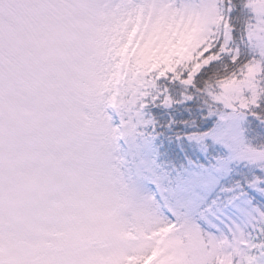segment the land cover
Instances as JSON below:
<instances>
[{
  "label": "snow or ice",
  "instance_id": "6c2138e0",
  "mask_svg": "<svg viewBox=\"0 0 264 264\" xmlns=\"http://www.w3.org/2000/svg\"><path fill=\"white\" fill-rule=\"evenodd\" d=\"M0 264H264V0H0Z\"/></svg>",
  "mask_w": 264,
  "mask_h": 264
}]
</instances>
